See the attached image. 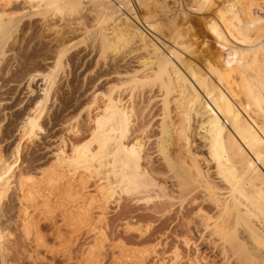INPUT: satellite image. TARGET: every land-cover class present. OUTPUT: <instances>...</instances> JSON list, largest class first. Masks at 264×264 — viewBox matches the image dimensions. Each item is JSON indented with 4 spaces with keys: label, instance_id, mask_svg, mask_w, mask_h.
<instances>
[{
    "label": "bare ground",
    "instance_id": "bare-ground-1",
    "mask_svg": "<svg viewBox=\"0 0 264 264\" xmlns=\"http://www.w3.org/2000/svg\"><path fill=\"white\" fill-rule=\"evenodd\" d=\"M22 1L0 0V65L24 18L48 15L75 3ZM78 1L89 3L97 12L103 54L109 49L117 51L118 44L125 46L137 38L139 50L146 56L139 59L144 69L125 74L119 71L121 78L108 83L105 92L99 89L101 92L92 94L82 113L91 114L100 98H104V106L91 120L95 124L91 140L73 146V156L58 150L54 162L41 168L37 178L15 171L22 142L36 139L42 130L54 89V71L42 76L44 94L17 118L20 143L7 158L0 148V219L4 220L3 202L15 187L25 238L33 237L38 249L56 255L29 213L43 203L45 211L53 215L54 198L53 210H60L73 235L86 231L95 236L94 244L78 264H102L106 239L98 231L94 211L103 206L89 191L92 175H103L105 185H100L98 191L105 202L115 195H143L138 202L161 201L153 205L154 209L162 208L166 198L173 199L174 194L195 186L198 193L190 196L192 192L187 191L190 197L179 202L177 216L189 231L176 237L188 245L190 227L194 225L196 236L211 241L225 264H234L238 258L243 259L241 264H264V0H137L141 5L150 3V17L160 10L165 17L163 25L151 23L148 18L143 21L133 0ZM27 9L29 12L19 11ZM105 26L111 32L106 33ZM187 56H195L196 61ZM38 77L32 74L28 81L34 83ZM147 87L154 94L137 100ZM154 101L159 104V112L150 106ZM2 125L0 121V133ZM132 225L126 224L125 233L137 231L143 236L148 230ZM3 228L0 220V256L8 264L7 233ZM57 236L63 239L60 230ZM116 248L120 255L111 264H145L144 253L123 245Z\"/></svg>",
    "mask_w": 264,
    "mask_h": 264
},
{
    "label": "rangeland",
    "instance_id": "rangeland-1",
    "mask_svg": "<svg viewBox=\"0 0 264 264\" xmlns=\"http://www.w3.org/2000/svg\"><path fill=\"white\" fill-rule=\"evenodd\" d=\"M76 1H73L75 3L72 4V7L71 5L66 6L68 11H65L64 7L50 12L48 15L41 16L40 14V16L36 15L33 18H24L18 32L13 36L15 41H12V44L10 42L11 45L9 44L8 49L6 48L5 60H1L0 100L3 99L2 105H4L0 106L1 111H3H0V118L6 117V120L0 119L1 123L3 122L0 133V148L5 158L9 157L13 149L20 143L19 128L21 126L17 118H21L25 112H28V106L44 94L41 91L45 84L42 76L53 71L57 76L42 120V130L38 132L36 139L22 142L23 151L15 174L22 172V174L25 173L24 175L31 174L40 178V169L54 162V155L58 150H65L67 156H73V146H80L91 140L95 126L91 120L98 115L99 108H103L104 98L99 99L91 114L82 113L85 104L90 102L94 93L99 89L105 92L109 85L121 78L117 72L120 71V73L125 74L128 71L133 72L134 70H141V68L144 69L142 65H139V61H142L146 56L143 50H139L140 43H138L137 38L125 45L127 47L118 44L117 46H120V49L123 48L121 50L109 49L103 54L100 42L101 35H99L102 28L98 24L99 17L95 8L89 3L87 5L86 2ZM162 1L160 0V3ZM133 3L143 21L148 18L149 22L152 21L151 23L159 22L158 24L163 25L165 22V17L160 10L154 13V17L153 15L150 17L151 14L148 8L150 3H148L149 5L147 3L141 5L137 0H133ZM19 11L29 12V9ZM109 28V26H105L106 33L111 32ZM145 29L149 34L154 35L147 28ZM142 56L143 58H141ZM188 56L190 55L188 54ZM188 56L187 58L190 61H196L195 56V59ZM145 71L150 72L148 67L145 68ZM32 74H38L40 77L30 84L28 79ZM155 89L153 88V90ZM32 90H34V93H32ZM150 90L151 87H147L144 93L138 96L137 100L146 99L144 95H150L148 97H151L154 93L151 94ZM150 106H153L155 112H159L160 107L157 102L154 101ZM95 148L96 144H93L91 149L94 150ZM194 148H196L195 145ZM161 159L162 157L159 156L158 160ZM200 159L203 158L200 157ZM206 168L208 167L206 166ZM70 172H73L72 169ZM91 177L88 185L89 191L91 194L96 195L99 201L98 205L103 206V209L94 211L95 221H99L98 231L104 233L106 239L102 251V259L104 260L102 264H111L115 258L119 257L120 250L116 247L120 245L128 250L144 253L145 264H197L198 262L201 264H225L219 255L218 248L211 241L201 240L196 236L193 231L194 225L190 227L192 229L189 233V246L182 238L176 237L177 234L189 231L181 225L177 220V216L181 206L179 202L185 196L189 198L198 193L197 187L194 185L192 186L195 188L191 186L185 188L184 193L174 194L173 199L166 198L162 208L154 209L153 205L155 207L161 201L155 200L149 204L144 201L138 202L137 200L143 198V195L135 197L115 195L108 203L105 202L102 193L98 191L100 185H105V181L101 179L103 175L98 177L94 174ZM159 181L157 180V182ZM193 189H195L194 194ZM16 190L14 187L10 191L3 202V211L1 210V218L4 216V220L0 219L1 227H4L3 229L7 233L5 244L8 251L7 263L78 264L82 255L90 248L89 246L94 244L95 236L93 234L87 235L86 231L81 235H73L65 226L60 210H53L56 205V199L53 198L52 205L54 207L51 209L53 215L52 213L49 215L50 212L45 211L46 208L42 206L43 203H40L42 204L41 207L38 205V208L29 210L30 215L38 223L39 233L45 237L47 245L55 250L56 255L48 253L45 248L38 249L34 238H25L26 236L22 230V223L18 219L20 210L19 192ZM187 191L192 192V194L189 196ZM119 198L122 200L119 201ZM127 223L133 224L132 226L135 228L141 226L142 229L148 228V230L143 236L139 235L140 233L137 231L125 233L124 229ZM58 230L61 232L62 240L58 239ZM65 243L66 246H64ZM67 246L69 248L65 250ZM242 261V258H238L234 264H241ZM0 264H4L1 256Z\"/></svg>",
    "mask_w": 264,
    "mask_h": 264
}]
</instances>
